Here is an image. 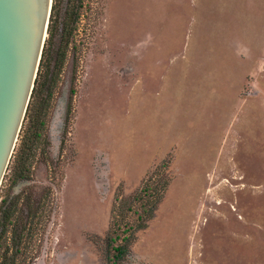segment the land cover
<instances>
[{
	"label": "rangeland",
	"instance_id": "obj_1",
	"mask_svg": "<svg viewBox=\"0 0 264 264\" xmlns=\"http://www.w3.org/2000/svg\"><path fill=\"white\" fill-rule=\"evenodd\" d=\"M57 2L0 189L2 250L20 232L16 264H114L118 236L121 264H264V0H82L68 46Z\"/></svg>",
	"mask_w": 264,
	"mask_h": 264
},
{
	"label": "water",
	"instance_id": "obj_2",
	"mask_svg": "<svg viewBox=\"0 0 264 264\" xmlns=\"http://www.w3.org/2000/svg\"><path fill=\"white\" fill-rule=\"evenodd\" d=\"M54 0H0V189L20 136Z\"/></svg>",
	"mask_w": 264,
	"mask_h": 264
},
{
	"label": "trees",
	"instance_id": "obj_3",
	"mask_svg": "<svg viewBox=\"0 0 264 264\" xmlns=\"http://www.w3.org/2000/svg\"><path fill=\"white\" fill-rule=\"evenodd\" d=\"M57 1L58 0H54L53 2V8H52V14H51V20H50L51 24H49L48 33L50 34L51 37L54 35V32L52 31V18L54 14L56 15L57 13L56 12L57 6H58ZM81 5H82V0H72V4H70V8L66 10V25L63 30L64 31L63 39L65 40V44H66L65 46H68L70 37L72 36L76 28V24L79 20V15H80L79 11H80ZM64 56H65V51L63 50L62 53L60 52L59 54L60 60L62 62L64 60ZM42 61H43V58H42ZM42 61H41V65H42ZM36 83H37V80H36ZM35 90L36 89H34L33 91V95L35 93ZM37 113L38 115L36 119H37V123L39 124L34 123V126L40 129L44 125L43 119L45 118V115H46L45 107L43 106L39 108ZM39 138L40 137H39L38 132L37 131L33 132L32 140H31L33 142V146L30 145L28 150L25 151L26 155H22L21 160L19 161V168L16 171V178L18 179L27 178L26 173L29 170L27 163H28V160L31 159V157L33 156L35 143L37 142V140H39ZM160 183H161V189H159V187L158 188L155 187L151 189L152 186L147 185V187L143 191L148 193L150 196L152 195L151 193H154L153 190H156V191L160 190L159 191L160 193L163 189L165 190L170 185L171 179L167 176V174H165L161 178ZM159 193H157V195ZM158 198L160 199L161 197H158ZM12 206H13V203H9V205L6 206V201L4 200L2 206L0 207V257L2 259V260L0 259V264H16L17 256L20 255V244L19 243L22 240L20 232L18 233V236H16V242H14L15 255L13 254L10 256L9 255L10 250L8 248H6L5 250H2L4 238L10 232L9 228L13 224L12 217H13L14 210L11 209ZM155 209L156 208L146 210V208H144L142 212L147 213L149 218L152 219V217L154 216ZM27 212H28L26 216L27 218L37 219L39 216V212H41V210H38V209L34 210L31 208H27ZM119 241H122L121 244H117ZM131 244H132V240L130 238L121 239L118 236L114 238L111 236H108L106 238V248H107L106 253L110 261H113L114 264H121L124 261H126L129 255L131 254Z\"/></svg>",
	"mask_w": 264,
	"mask_h": 264
}]
</instances>
